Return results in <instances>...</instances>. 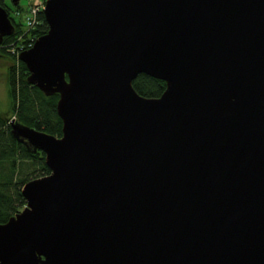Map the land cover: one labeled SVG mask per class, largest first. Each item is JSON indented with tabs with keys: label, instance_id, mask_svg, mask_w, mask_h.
I'll use <instances>...</instances> for the list:
<instances>
[{
	"label": "water",
	"instance_id": "water-1",
	"mask_svg": "<svg viewBox=\"0 0 264 264\" xmlns=\"http://www.w3.org/2000/svg\"><path fill=\"white\" fill-rule=\"evenodd\" d=\"M21 0H11L19 6ZM18 55L62 136L0 222V264H264V0H48ZM0 5V48L15 33ZM164 80L137 92L140 74Z\"/></svg>",
	"mask_w": 264,
	"mask_h": 264
},
{
	"label": "trees",
	"instance_id": "trees-1",
	"mask_svg": "<svg viewBox=\"0 0 264 264\" xmlns=\"http://www.w3.org/2000/svg\"><path fill=\"white\" fill-rule=\"evenodd\" d=\"M11 0H0L16 26L15 33L6 36L0 48L1 56L13 61L8 68L7 82L11 97V112L15 118L31 127L62 136L63 120L59 116L57 104L59 94L46 95L28 81L29 70L19 60L18 53L30 48L35 40L48 32L49 26L44 13L34 29L27 30L11 16ZM16 10H21L20 4ZM15 49L16 52H13ZM137 92L146 97H159L166 90L164 80L148 74H140L133 82ZM51 173L42 151L30 152L11 132L7 113L0 110V222H7L27 204L22 193L23 186L30 180Z\"/></svg>",
	"mask_w": 264,
	"mask_h": 264
},
{
	"label": "rangeland",
	"instance_id": "rangeland-1",
	"mask_svg": "<svg viewBox=\"0 0 264 264\" xmlns=\"http://www.w3.org/2000/svg\"><path fill=\"white\" fill-rule=\"evenodd\" d=\"M12 4V3H11ZM11 9V16L15 19V21L18 24H22L23 28H26V17L27 12L26 9L29 7L28 0H21L20 1V11L21 13L18 14V11L16 10L17 7H15L12 4ZM2 53L0 51V110L4 113H7V116L9 117V120L11 121L15 116L12 115L11 112V97L9 93V85L7 82V72L8 68L11 64H13V61L10 58H7L5 56H1Z\"/></svg>",
	"mask_w": 264,
	"mask_h": 264
},
{
	"label": "built area",
	"instance_id": "built-area-1",
	"mask_svg": "<svg viewBox=\"0 0 264 264\" xmlns=\"http://www.w3.org/2000/svg\"><path fill=\"white\" fill-rule=\"evenodd\" d=\"M47 1L48 0H28L29 7L26 9V12H27L26 29L28 31L31 29H34L37 26V24L40 22L39 15L41 13H44V9L46 7ZM17 11H18V14L21 13L20 10H17ZM12 51L16 52L15 49H12Z\"/></svg>",
	"mask_w": 264,
	"mask_h": 264
}]
</instances>
